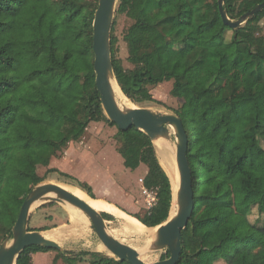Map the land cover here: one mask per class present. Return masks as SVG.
I'll return each instance as SVG.
<instances>
[{"label":"trees","instance_id":"obj_1","mask_svg":"<svg viewBox=\"0 0 264 264\" xmlns=\"http://www.w3.org/2000/svg\"><path fill=\"white\" fill-rule=\"evenodd\" d=\"M262 1L223 0V8L237 19ZM96 8L97 0H0V244L37 168L62 157L91 121L115 125L95 87ZM121 15L130 20L123 34L129 68L116 56ZM263 18L264 9L232 29L217 0L117 1L110 48L121 91L133 103L151 101L150 87L172 80L170 95L182 99L175 113L187 134L194 209L181 230L175 264H264V169L249 164L254 155L264 164V108H246L256 94H264ZM114 136L126 164L146 165L142 185L155 192L151 207L130 215L155 227L169 215V178L144 132L131 126ZM47 171L75 180L94 198L88 183L57 168ZM69 209L75 222L84 217ZM51 249L26 247L16 264H33L32 254ZM61 254L65 264H79L85 256L89 264H130L100 252Z\"/></svg>","mask_w":264,"mask_h":264},{"label":"rangeland","instance_id":"obj_2","mask_svg":"<svg viewBox=\"0 0 264 264\" xmlns=\"http://www.w3.org/2000/svg\"><path fill=\"white\" fill-rule=\"evenodd\" d=\"M129 23L130 20L124 15L119 16L116 21L114 32L117 38L116 56L121 58L123 65L128 68L131 67V64L126 60L127 51L123 40V34ZM260 23L261 34L264 36V18ZM149 34H152V32H149ZM171 87L172 80L163 81L157 86L150 87L149 90L153 97L151 101L133 103L125 95L124 97L127 99L128 105L130 106L136 105L160 110L162 112L174 113L175 110L179 108L182 99L170 95ZM251 106L264 108V94H256L246 104V108ZM117 131L118 128L116 125H111L106 121H91L84 136L80 140L73 142L77 153H80L78 156L79 158L76 160L69 157V159L71 158V160H69L68 158L65 159L63 154L62 157L52 159L54 162L53 165L51 162L48 166H39L30 179L31 185L33 186L42 181L58 183L71 191L75 188H79L75 180L62 177L57 172H48V168H57L62 172L67 171L66 173L77 180L88 183L92 188L94 198L90 197L88 194H78L77 197L84 201L89 200V198L92 199L93 202L99 200L98 203H91V205L100 213L105 211L112 215L111 219L104 218L108 232L118 240L135 248L143 261L153 263L167 256L166 249H151L152 242L155 238V230L153 228H142L137 222L124 219L118 214L117 210L120 209L110 204L114 203L113 199L116 198V196L117 199L122 197V191L120 187L117 186L119 182L122 186L129 188L136 197L138 203L142 205L139 210L140 214L148 207L145 201L146 195L143 193L142 189L143 185L139 180V177H144L142 175L146 170V165L143 163H138L136 166L126 164L127 161L116 149V139L114 135ZM175 143L176 139L172 133L171 140H168L172 156H175ZM69 146L70 145H68V147ZM86 148L88 149V153H84V149ZM155 152L162 166V161L159 158L156 148ZM74 156L75 154L72 157ZM61 160H65V162L61 163L65 171L58 167V161ZM260 163L258 157L255 155L252 156L249 162L251 167L257 170H263L264 164ZM107 191L112 194V199L106 198ZM147 193L151 196L155 195L153 190H148ZM44 204H48V202L33 208L30 214L28 227L40 228L45 225L50 226V228L44 231L47 232V237L55 240L61 246V249H59L60 254L53 249L47 252H38L35 254V257H33V264H53L54 257L57 258L56 264H65L62 260L61 253H76L82 250L100 252L103 255L113 257L103 247L96 234L91 229L87 217L82 212L84 220H82L81 223H76L74 217L71 215L68 204L55 202H52L53 205L50 206H45ZM169 215L171 216L170 213ZM250 219H255V213L250 216ZM89 261L90 257L85 256L79 264H89Z\"/></svg>","mask_w":264,"mask_h":264},{"label":"water","instance_id":"obj_3","mask_svg":"<svg viewBox=\"0 0 264 264\" xmlns=\"http://www.w3.org/2000/svg\"><path fill=\"white\" fill-rule=\"evenodd\" d=\"M117 1L97 0V8L92 20L91 46L95 87L99 92L104 114L118 129L124 131L134 126L144 132L152 143L160 138L170 141L172 133L175 136V160L179 182L175 185V192H172L171 206L174 201L177 210L173 215H168L164 222L152 227L156 229L151 246L153 250L166 249L169 254L164 259L153 263L143 261L135 248L108 232L105 220L99 211L63 185L40 181L31 186L30 191L25 195L10 234L0 244V264H16L20 252L32 245L61 249L55 240L43 234L44 230H28L31 211L37 205L46 202L66 203L81 211L87 217L91 229L103 247L118 261L127 260L130 264H175L179 259L181 230L186 227L194 209L191 168L187 159V134L180 117L175 112H162L136 105L124 107L118 105L112 83H115L119 89L120 87L114 75L110 48L111 29ZM217 4L223 22L232 29H237L255 13L264 9V1H262L244 12L239 18L230 19L223 8V0H217ZM35 203L37 204L33 207Z\"/></svg>","mask_w":264,"mask_h":264},{"label":"bare ground","instance_id":"obj_4","mask_svg":"<svg viewBox=\"0 0 264 264\" xmlns=\"http://www.w3.org/2000/svg\"><path fill=\"white\" fill-rule=\"evenodd\" d=\"M112 85H113V90H114V94L116 96L118 105L120 107L128 106V101L124 97V95L122 94V92L120 91V89L116 86L115 83H112ZM153 144H154V146H155V148H156V150H157V152L159 154V158L162 161V166H163V168H164V170H165V172H166V174H167V176L169 178V181H170V184H171V188H172V192L174 193L175 192V189H176L175 185L179 182V172H178V169H177L175 156H172V154L170 152V146L168 145V140L160 138V139L155 140ZM72 191H73V193L80 192L81 195H84V193H82V191H79L76 188L73 189ZM85 202L87 204H89L93 208V206L91 205V203H95L96 204V203L99 202V200H96L95 202H93L92 199L89 198V200H87ZM36 204L37 203H35L33 205V207ZM68 206H69V208H73L75 210H78V209H76V208H74V207H72L70 205H68ZM176 210H177V206H176V204L173 201L172 202L171 209H170V214L173 215L176 212ZM117 211H118V214L120 216H122L124 219H128L130 221L137 222L142 228H146L135 217H133V216H131V215L123 212L122 210H117ZM79 212L81 213V211H79ZM81 215L83 216L82 213H81ZM81 222H77V223H81ZM153 229L155 230L156 228H153ZM154 233H153V235H154ZM43 234L47 237V232L46 233L43 232Z\"/></svg>","mask_w":264,"mask_h":264},{"label":"crops","instance_id":"obj_5","mask_svg":"<svg viewBox=\"0 0 264 264\" xmlns=\"http://www.w3.org/2000/svg\"><path fill=\"white\" fill-rule=\"evenodd\" d=\"M73 142L74 141L69 142L68 145H70V146L69 147L67 146L68 148L66 147V149L64 151V156L63 157H65V159H67V158L69 159V157H71V158H74V159L77 160L79 158L78 156H79L80 153H77ZM84 153H88V149L87 148L84 149ZM74 154H75V156L72 157ZM71 158L69 160H71ZM54 161H57V160H54ZM51 162H52V165H53L54 162L52 160H51ZM63 162H65V160L64 161L63 160L58 161V163H59L58 167L60 169L64 170V166L63 167L61 166V163H63ZM146 171H147V167H146V170H145V172L143 173L142 176L145 175ZM142 178L143 177H139V180L142 179ZM140 181L142 182V180H140ZM80 182H84V181H80ZM117 186H119L121 191H122V197L117 199V196H116V198L113 199L114 203H110V204H113L115 207H117L118 209L122 210L123 212H125V213H127L129 215L131 213H138L139 210L141 209L142 205L138 203V201H137L136 197L134 196V194L132 193V191L129 188H127L126 186H122L119 182H118ZM76 189L79 190V191H82L79 188H76ZM142 189H143V186H142ZM82 193L87 194L86 192H83V191H82ZM74 194L76 196H78V194H80V192H77V193H74ZM106 198H111L112 199V194L110 192L108 193V191H107V194H106ZM103 212H105V211H103ZM106 213H108V212H106ZM82 220H84V219L82 218V219L76 221V223L77 222H81ZM45 233H46V231H45ZM35 254H37V253L32 254V258L35 257Z\"/></svg>","mask_w":264,"mask_h":264},{"label":"built area","instance_id":"obj_6","mask_svg":"<svg viewBox=\"0 0 264 264\" xmlns=\"http://www.w3.org/2000/svg\"><path fill=\"white\" fill-rule=\"evenodd\" d=\"M140 180H142V179H140ZM147 191L148 190L143 187V193L146 195L145 201H146L148 207H151L154 204L156 198H155V195L151 196L149 193H147Z\"/></svg>","mask_w":264,"mask_h":264}]
</instances>
